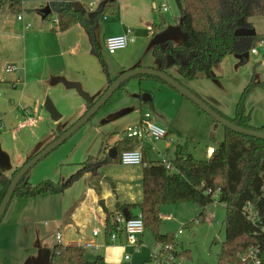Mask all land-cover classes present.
Segmentation results:
<instances>
[{
    "label": "rangeland",
    "instance_id": "1",
    "mask_svg": "<svg viewBox=\"0 0 264 264\" xmlns=\"http://www.w3.org/2000/svg\"><path fill=\"white\" fill-rule=\"evenodd\" d=\"M153 2L154 22L158 23L159 16L166 21L149 32L150 42L160 43L163 47L168 40L177 45L186 37L179 23L177 1ZM96 6L93 9L95 12ZM252 21V28L242 31L263 37L254 47L256 52L249 49L242 55L228 53L213 66L212 77L187 79L176 64H166L164 68L223 115L233 118L240 107L249 115L253 126L261 127L264 125V16L253 17ZM155 45L149 49L146 44L141 58L145 56V61L162 63V59L155 54ZM96 56L95 60L102 66L100 54ZM7 66L5 60L0 61L1 75L8 71ZM17 70L16 67L8 72L17 73ZM88 83L90 90L97 85L93 80ZM9 86L0 81V160L5 169L14 161L21 165L47 147L52 137L56 139L69 128L61 125L56 128V122L44 106L36 114L38 121L35 127L18 131L16 126L24 116L19 107L15 110L16 98L9 100ZM81 87V92L85 91L84 86ZM141 89L144 90L143 99L146 100L149 95L153 98L152 103H139ZM48 98L52 100L47 95L44 104ZM70 111L73 113L66 114L60 120L67 126L74 124L79 117L76 109ZM146 112L151 114L148 119L171 131L160 141L142 142V147L145 146L148 152V161L172 160L177 149L206 159L208 148L218 147L225 138L223 124L169 83L156 79L141 80L138 76L131 78L87 123L29 170L26 178L32 184L49 179L62 182L64 187L58 193L44 192L29 198L13 197L0 226V264H48L55 244H67L66 240L70 237L71 232L65 230L62 222L68 212L80 211L79 221L85 227L86 234H90L95 226L103 228L98 219L103 220L107 213L98 204L102 197L96 201L94 196H102L104 191L110 192L106 205L112 217L116 195L120 191H114L115 186L110 181L115 182L121 177L125 181L132 180L130 190L139 196L140 180L137 176L143 164L112 162L93 167L83 163L88 156L98 155L103 143H113L121 138L122 132L128 126L138 124ZM53 128H56L55 135ZM101 180L103 183L100 186ZM90 185H95L97 189L100 187L102 192L95 194ZM201 210L200 206L190 202L168 203L161 207L160 229L174 236L181 264H218V254L225 239L226 207L223 203H213L200 218ZM102 231L94 240L100 245L99 250L86 248L87 258L96 260L100 256L101 264H148L151 251L157 246L153 231L146 227L141 251L130 253V260H125L124 255L132 249L110 243L106 240L105 231ZM58 232L62 234V240H52L51 235Z\"/></svg>",
    "mask_w": 264,
    "mask_h": 264
},
{
    "label": "trees",
    "instance_id": "2",
    "mask_svg": "<svg viewBox=\"0 0 264 264\" xmlns=\"http://www.w3.org/2000/svg\"><path fill=\"white\" fill-rule=\"evenodd\" d=\"M176 1L180 11L179 23L186 37L177 45L169 42L164 48L156 46L155 54L162 59L160 68L163 70L166 64H176L187 79L212 77L213 66L228 53L242 55L263 39L254 32H243L242 29L252 28L253 17L264 16V0ZM116 9L117 0H106L102 6L105 14ZM80 20H83V13L73 9L70 2L64 3L58 15L57 29L66 30ZM138 77L141 80H161L147 75ZM112 81L110 79L109 83ZM143 91L141 89V94ZM91 106L88 104L87 110ZM229 119L244 127L264 131V125L253 126L249 115L240 107L235 116ZM170 132L168 130V134ZM116 146L118 155L115 159L101 148L98 155L88 156L83 164L120 163L121 153L139 148L142 141L122 137ZM143 161L142 200L117 205V210L124 209L130 216L142 213L145 226L153 231L156 242L177 245L172 234L160 229L162 205L194 203L202 208L201 218L209 205L219 202L225 204L226 220L225 239L218 254V264H245L240 256L242 252L252 244L264 247V139L225 127L224 140L214 148L209 158L199 159L177 149L172 160L148 161L143 153ZM167 161L170 166H167ZM20 168L18 166L8 176L0 166V204ZM26 176L19 182L13 197L29 198L44 192L58 193L64 187L62 182L49 179L32 184ZM115 213L111 217L107 212L106 235L114 227ZM101 261L100 256L96 260L87 258L86 248L82 245L57 243L48 264H101Z\"/></svg>",
    "mask_w": 264,
    "mask_h": 264
},
{
    "label": "crops",
    "instance_id": "3",
    "mask_svg": "<svg viewBox=\"0 0 264 264\" xmlns=\"http://www.w3.org/2000/svg\"><path fill=\"white\" fill-rule=\"evenodd\" d=\"M105 1L94 0L93 6H90V2L82 0H9V2L0 0V61L5 60L7 65L18 69L17 73L5 71L3 75L0 74V81L10 85L11 91H9L8 98L9 100L16 98L18 101L15 110L19 107L20 113L24 116V118L22 116V120L27 117L28 111L36 114L41 112L45 106L44 97L50 95L61 113V118L58 121L54 120L57 124L56 128L59 125L69 127L72 124L67 126L60 120L66 114L73 113L70 111L71 109L77 110L79 119L87 111L88 104H93L105 92L110 84V79L115 80L121 73L133 68L153 66L159 68L161 66L162 63L158 61H145V56L143 59L141 58L146 44L149 49L155 44V46L160 44L150 42L149 32L166 21L164 17L159 16L158 23L154 22L155 3L153 0H117L116 11L107 14L102 10ZM68 2L73 9L83 13V20L66 30L59 31L57 29L58 15L63 4ZM95 4L97 12L93 10ZM19 15H22V19L18 18ZM128 29L132 30V34L136 38L135 41L114 54L109 53L106 47L107 37L123 34ZM168 43L169 41L166 40L163 47L161 44L160 47L164 48ZM97 53L100 54L102 66H99L95 60ZM90 80L97 82V85L91 90L88 83ZM81 86H84L85 91L81 92L83 89ZM142 95L143 93L140 92V104L152 103L151 96L147 95L144 100ZM56 128H53L54 135ZM119 139L113 143L102 144V148L109 156L117 157L116 142ZM53 140L54 137L49 143ZM144 147L143 153L147 158L148 152ZM211 147L216 148L214 146L209 148ZM112 148H115L116 151L111 150ZM210 156L211 154L208 152L205 158ZM24 163L20 165L18 161H14L12 165L8 166V169H5L0 160L1 169L8 176H11L15 169ZM94 165L96 167L100 164L92 166L94 167ZM142 171L143 166L137 176L140 180L139 196L130 190L132 180L125 181L121 177L115 179V182L110 181L115 186L114 191H120V194L116 195V206L112 212H116L117 205L130 202L139 203L142 200ZM102 183L101 180L100 186ZM90 186L95 194L99 195L102 192L100 187L97 189L94 187L95 185ZM110 196V192L105 193L104 191L102 196H94V200L97 201V198L102 197L107 204V198ZM79 213L80 211L76 210L73 213L68 212V216H64L62 219L65 230L71 232L69 233L70 237L66 240L67 244L77 245L86 240H97L98 238H94L92 232L90 234L84 232L85 227H82V222L79 221ZM106 220L107 214L103 220L100 217L98 219V223L103 225L101 229L104 231ZM95 227L92 228V231ZM51 236V239L54 240L56 233ZM143 236L144 233L141 236L142 241ZM120 239L122 242L124 241L123 236ZM119 246L123 247L121 243Z\"/></svg>",
    "mask_w": 264,
    "mask_h": 264
},
{
    "label": "built area",
    "instance_id": "4",
    "mask_svg": "<svg viewBox=\"0 0 264 264\" xmlns=\"http://www.w3.org/2000/svg\"><path fill=\"white\" fill-rule=\"evenodd\" d=\"M94 2L90 1V6H93ZM166 10V7H164ZM22 19V15L18 16ZM29 26L28 24L26 25ZM135 36L132 34V30L128 29L123 34L109 36L106 39V47L109 53L114 54L120 49L126 48L129 43L135 41ZM256 52V49H252ZM15 67L12 65L7 66L8 71L14 70ZM151 117L149 112H146L141 119L140 123L136 125H130L126 130L122 132V137H127L130 139H140L142 142L144 140H150L153 142L160 141L168 135V130L164 127L158 125L154 121L148 119ZM38 121L36 113L28 111L27 117L19 122L16 126L18 131L28 128L35 127ZM214 148H209L208 152L212 154ZM120 163L123 165H136L143 164V147L137 149L124 150L120 155ZM167 166H170V162L167 161ZM114 227L109 231L105 232L106 240L110 243H121L122 246L126 248H131L132 251L124 255L125 260H130V253L140 252L143 246V241L141 236L145 232V221L142 213H137L135 216H130L126 218L123 211H118L113 217ZM106 230V228H105ZM182 230H179L181 232ZM102 229L100 227H95L92 231L93 237H98L101 235ZM124 237V241H121V237ZM55 239L62 240V234L58 232ZM157 246L151 251L150 257L148 259V264H181L179 262V252L177 248L168 243L156 242ZM77 245H82L84 248L98 251L100 245L94 241V239L86 240ZM241 260L245 264H264V247L252 244L245 252L240 254Z\"/></svg>",
    "mask_w": 264,
    "mask_h": 264
},
{
    "label": "water",
    "instance_id": "5",
    "mask_svg": "<svg viewBox=\"0 0 264 264\" xmlns=\"http://www.w3.org/2000/svg\"><path fill=\"white\" fill-rule=\"evenodd\" d=\"M140 75H147V76H153L156 78H160L161 80L169 83L174 88L182 92L185 96L189 97L191 100H193L198 106H200L203 110H205L209 115H211L216 121L223 124L224 127L232 129L236 132L243 133L249 136H254L258 138L264 139V131L259 130L257 128H248L244 127L242 125H239L232 120H230L228 117L221 114L219 111H217L215 108L210 106L207 102H205L201 97H199L196 93H194L192 90L187 88L184 84H182L179 80L171 76L169 73H167L165 70L154 67H138L133 68L130 70H127L123 73H121L118 77L113 80L105 92L92 104V106L69 128L64 131L59 137L54 139L51 143L48 144L47 147H45L42 151L37 153L35 156L31 157L28 161H26L19 171L16 173L14 178L11 180L10 186L6 192V195L0 204V222L5 214L8 205L11 202V199L15 193V190L19 184V182L22 180V178L29 172V170L35 166L41 159L46 157L49 153H51L54 149H56L58 146H60L64 141H66L74 132H76L81 126H83L85 123H87L97 112L98 110L107 103V101L110 99V97L118 90L120 87L128 82L133 77H137ZM45 108L50 113L51 118L55 121H58L61 118V113L57 109L55 103L51 99H47L45 102ZM111 150H115V148H112ZM111 153V151H109ZM111 158H115V155H110ZM264 177V174H263ZM99 206L101 209L107 213L108 208L105 202V199L102 198L98 201ZM126 218H130V215L128 213H124Z\"/></svg>",
    "mask_w": 264,
    "mask_h": 264
}]
</instances>
